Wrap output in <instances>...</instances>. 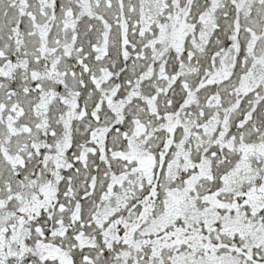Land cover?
Listing matches in <instances>:
<instances>
[{"label": "snow or ice", "instance_id": "obj_1", "mask_svg": "<svg viewBox=\"0 0 264 264\" xmlns=\"http://www.w3.org/2000/svg\"><path fill=\"white\" fill-rule=\"evenodd\" d=\"M0 264H264V0H0Z\"/></svg>", "mask_w": 264, "mask_h": 264}]
</instances>
